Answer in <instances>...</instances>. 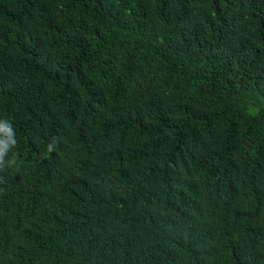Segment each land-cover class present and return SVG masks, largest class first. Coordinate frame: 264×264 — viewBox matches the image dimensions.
<instances>
[{"label":"trees","instance_id":"obj_1","mask_svg":"<svg viewBox=\"0 0 264 264\" xmlns=\"http://www.w3.org/2000/svg\"><path fill=\"white\" fill-rule=\"evenodd\" d=\"M4 120L0 264H264V0H0Z\"/></svg>","mask_w":264,"mask_h":264},{"label":"clouds","instance_id":"obj_2","mask_svg":"<svg viewBox=\"0 0 264 264\" xmlns=\"http://www.w3.org/2000/svg\"><path fill=\"white\" fill-rule=\"evenodd\" d=\"M17 146V140L12 130V125L8 120H4V124H0V171H5L7 168L16 164V154L13 153L12 158L8 160V166H4L6 157ZM53 150V146L48 145V152Z\"/></svg>","mask_w":264,"mask_h":264}]
</instances>
